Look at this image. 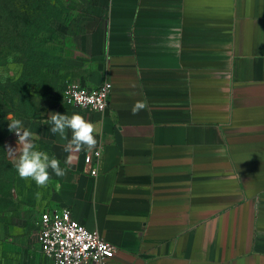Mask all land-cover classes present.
Wrapping results in <instances>:
<instances>
[{"label":"crops","instance_id":"crops-1","mask_svg":"<svg viewBox=\"0 0 264 264\" xmlns=\"http://www.w3.org/2000/svg\"><path fill=\"white\" fill-rule=\"evenodd\" d=\"M95 7L61 66L44 71L62 85L43 117L8 113L61 167L66 141L44 123L50 114L79 113L97 129L101 159L81 151L39 207L69 208L97 230L117 247L109 264H264V0ZM71 80L110 81L108 107L66 104ZM137 101L147 107L133 115ZM17 139L5 141L13 164Z\"/></svg>","mask_w":264,"mask_h":264},{"label":"rangeland","instance_id":"rangeland-1","mask_svg":"<svg viewBox=\"0 0 264 264\" xmlns=\"http://www.w3.org/2000/svg\"><path fill=\"white\" fill-rule=\"evenodd\" d=\"M105 1L13 0V7L19 16L17 19L19 23L25 16L31 25H41L42 30L35 38L39 44L37 48L42 49L49 59L50 66L47 68L55 69L61 66L63 61L61 56L66 54L64 46L74 42L72 32L84 28L87 15L98 11L95 6ZM20 11H24L21 17ZM6 17L5 14L3 17L0 14V24L7 20ZM28 49L29 46L21 35L16 33L7 35L0 29V83L3 88L9 90L25 74V86L22 88L20 86L23 99L19 104L22 107L21 113L4 102L2 105L0 121L7 125V134L10 132L8 113H13L16 117L41 119L52 105L62 85L61 75L53 72L44 73L45 69L32 77L29 66L26 67ZM32 86L36 91L35 95L30 94ZM37 147L46 152L41 144ZM12 165V186L5 198L7 204L0 208V264H54L40 251L36 242L37 220L42 211L39 206L43 200L49 198L55 182L54 175L47 186L38 187L30 179L19 178L15 164Z\"/></svg>","mask_w":264,"mask_h":264},{"label":"built area","instance_id":"built-area-1","mask_svg":"<svg viewBox=\"0 0 264 264\" xmlns=\"http://www.w3.org/2000/svg\"><path fill=\"white\" fill-rule=\"evenodd\" d=\"M111 87L108 80L97 86L71 80L65 83L62 97L68 105L104 111L109 105ZM98 149L94 152L96 161L102 156V151L96 155ZM97 172V168L91 171L93 175ZM36 242L54 264H109L117 251V247L104 240L97 230H90L75 219L69 208L39 213Z\"/></svg>","mask_w":264,"mask_h":264},{"label":"clouds","instance_id":"clouds-1","mask_svg":"<svg viewBox=\"0 0 264 264\" xmlns=\"http://www.w3.org/2000/svg\"><path fill=\"white\" fill-rule=\"evenodd\" d=\"M147 107L145 101H137L132 107V114L136 115L139 111ZM8 130L15 133L18 137L17 147L8 148V152L15 157V169L19 178L31 180L38 187L47 186L51 176L64 177L68 168L72 167L78 160L81 151L91 153L97 149L100 141L97 140L96 126L87 121L81 114L72 115L51 113L48 120L44 123L51 125L49 131L58 135L61 140L66 141L63 145L64 152L67 153L64 164L67 167H61V162L55 156H50L47 152L40 150L34 143L36 135L25 128L23 122L8 114ZM71 133L70 137L68 133ZM102 149L96 151L100 155Z\"/></svg>","mask_w":264,"mask_h":264},{"label":"trees","instance_id":"trees-1","mask_svg":"<svg viewBox=\"0 0 264 264\" xmlns=\"http://www.w3.org/2000/svg\"><path fill=\"white\" fill-rule=\"evenodd\" d=\"M0 14L3 17L5 14L7 20L0 24V29L4 30V33L7 35L10 34H19L22 36L23 41L29 46L27 52V63L26 67L29 66L32 77L38 74L42 69H46L50 66L49 59H47L46 54L42 49L37 48L36 36L39 31L42 30L40 24L38 26L31 25L28 20L25 19V16L22 21L19 23V19L16 14V10L13 7V0H2L0 4ZM13 8V9H12ZM20 17L24 15V11L19 12ZM34 28V29H33ZM36 43V45L34 44ZM25 74L15 82L13 88L6 90L3 88V85L0 83V119L2 114V105L3 102L8 104L16 112L21 113L20 103H22V92L20 90L25 86ZM33 83V81H29ZM28 82V83H29ZM7 134V125L0 121V208L7 204L5 199L8 195V191L12 186V163L8 160L6 147H5V138Z\"/></svg>","mask_w":264,"mask_h":264}]
</instances>
